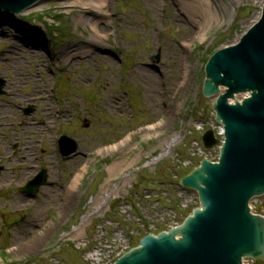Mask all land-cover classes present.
Segmentation results:
<instances>
[{
    "label": "rangeland",
    "instance_id": "1",
    "mask_svg": "<svg viewBox=\"0 0 264 264\" xmlns=\"http://www.w3.org/2000/svg\"><path fill=\"white\" fill-rule=\"evenodd\" d=\"M67 1L41 0L20 13L0 10V31L24 41L7 18L35 33L44 48L33 47L45 57L10 68L1 58L10 43L0 41V264H110L140 236L179 224L198 206L196 192L178 180L218 152L217 145L202 143L205 131L217 130L215 96L202 94L205 60L239 39L264 0H210V17L199 29L178 22L166 0H109L102 10L108 26L98 40L102 56L88 53L72 63L60 51L89 38L91 26L77 22V8L61 6ZM143 66L155 74L153 98L136 74ZM114 97L122 109L113 106ZM27 106L33 107L28 115L18 110ZM29 121L46 125L42 132L31 128L35 157L24 171L11 144L18 149L28 141L22 135ZM61 132L77 142L68 157L54 138ZM39 166L46 183L33 196L20 192ZM67 184L73 187L68 198ZM20 197L28 198L17 206ZM250 205L264 214V194ZM20 233L25 237L17 238Z\"/></svg>",
    "mask_w": 264,
    "mask_h": 264
},
{
    "label": "water",
    "instance_id": "2",
    "mask_svg": "<svg viewBox=\"0 0 264 264\" xmlns=\"http://www.w3.org/2000/svg\"><path fill=\"white\" fill-rule=\"evenodd\" d=\"M37 1L0 0V9L18 13ZM204 71L202 93L217 94L211 106L223 126V142L217 161L203 158L179 179L180 185L196 191L199 206L180 224L140 236L138 245L112 264H243V257L264 259V215L249 207L251 198L264 194V2L258 19L236 43L217 49ZM239 93L247 96L229 102ZM202 141L205 148L217 143L212 130L204 132ZM59 146L63 155L77 147L66 136ZM44 179L42 171L24 190L35 192Z\"/></svg>",
    "mask_w": 264,
    "mask_h": 264
},
{
    "label": "bare ground",
    "instance_id": "3",
    "mask_svg": "<svg viewBox=\"0 0 264 264\" xmlns=\"http://www.w3.org/2000/svg\"><path fill=\"white\" fill-rule=\"evenodd\" d=\"M108 1L109 0H72L61 3L62 4L61 6H63L64 4H68L67 5L68 7L77 8L79 12L78 15L79 17L77 22L91 26L89 38H86L84 41L78 44H71L67 48L60 51L61 54L60 57L62 58L63 61L72 63L73 59H78V58L81 59L82 57L86 56V54L88 53L90 54V56L91 55L95 56L96 53L97 55H101L100 53L101 46L98 43V40L103 38L104 32L106 31L108 26L107 22L104 21V19L107 17V14L102 12L104 4ZM155 1L156 0H151L150 5H154ZM166 2L167 3L169 2L170 7H173L174 17L178 22L186 23L188 25L190 24L194 29L202 28L207 24L211 12L210 0H166ZM2 15L3 13H0V21L4 20V17ZM6 21H8L10 24L12 23L14 27L18 28L19 32L21 30L20 33H22L25 39L24 41L17 38L14 39V37L8 36L6 32L0 31V41L10 43L8 47H6L5 52H3L1 58H5V59L8 58L6 61L9 62L10 68L13 67L15 64L19 65L20 59L27 61L26 59L27 57L32 62L39 61V63L41 64L42 60H44L45 57L44 56L42 57L40 51L37 48H34L33 46H36L34 45L35 43L40 48L43 49L44 42L39 38L38 35L27 31V29L22 28L19 24L17 25L14 21L8 20L7 18ZM104 59L107 60L109 58L105 57ZM136 74L139 75L144 80L145 88H146V94H145L146 97L148 96L150 98H153L155 91L154 90L155 87L153 85V80H155V74L153 72V69L146 66L139 67L138 70L136 71ZM34 95L39 96L40 94L34 93ZM115 98L116 97H114L112 100L114 101ZM113 106H115L117 109L123 108L120 102L118 103L116 101L113 102ZM50 113L51 112L48 109V115H46L45 117V120L47 122H49L53 117ZM10 114L13 113L10 112ZM14 115L16 114L14 113ZM43 124L34 127L31 121H29L26 122L25 125L23 126V127L26 126V130L24 131L23 135L28 136V141L25 144L22 143L19 146L18 152L20 153L21 158H23L22 165L24 166V171L26 169L28 171V167L32 165L31 162L32 160H34L35 157V154L33 153V147L31 146V142H30L31 135H33L31 128L33 127L34 129L42 132V130L45 128ZM20 139L21 137L19 138V140ZM26 160H28L29 164L25 162ZM115 169L116 167L111 168V170H115ZM74 181H77V178L76 180L74 179ZM71 185L72 184L70 185L67 184V186H65L68 193L66 198L69 197L71 191L73 190V187ZM27 198L28 197L16 198V205L22 206L24 203H26ZM71 202L72 199H70L67 203H65L66 204L65 206H69ZM35 222L36 220L33 219L30 220V222L24 229V233H27L28 230L32 227V224H34ZM20 237H25V236L22 233H20L18 234L17 238ZM93 255L95 254L92 253V256Z\"/></svg>",
    "mask_w": 264,
    "mask_h": 264
},
{
    "label": "flooded vegetation",
    "instance_id": "4",
    "mask_svg": "<svg viewBox=\"0 0 264 264\" xmlns=\"http://www.w3.org/2000/svg\"><path fill=\"white\" fill-rule=\"evenodd\" d=\"M19 146H18V149H17V143L11 144L12 150L16 148V150L18 151L19 150Z\"/></svg>",
    "mask_w": 264,
    "mask_h": 264
}]
</instances>
